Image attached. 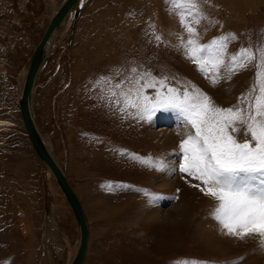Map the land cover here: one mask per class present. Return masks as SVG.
<instances>
[{
    "label": "rangeland",
    "instance_id": "rangeland-1",
    "mask_svg": "<svg viewBox=\"0 0 264 264\" xmlns=\"http://www.w3.org/2000/svg\"><path fill=\"white\" fill-rule=\"evenodd\" d=\"M167 1L83 0L73 32V19L68 18L35 81L36 122L80 198L89 225V246L81 264H175L181 259L264 264L258 238L240 240L212 231L211 209L217 202L193 186L198 181L178 171L172 189L158 184L170 158L179 166L183 162L180 142L194 131L179 114L158 110L150 120L140 119L136 109L121 112L108 99L110 85L102 77L111 85L124 82L126 91L130 79L147 74L146 80L157 84L143 89L150 98L168 87L199 89L223 108L237 105L254 84V63L230 78L211 65L207 76L201 72L182 46L189 34ZM62 2L27 0L16 10L17 0H0V264H70L78 246L72 210L33 151L18 105L30 55L54 7ZM198 10L205 17L210 7L199 1L191 15L184 10L188 22ZM252 12L239 22V41L226 34V62L241 48L264 45V4ZM157 33L178 42L157 41ZM196 40L209 43L198 35ZM214 76L224 78L213 85ZM168 137L176 140V147L164 143ZM67 139L71 151L64 148ZM97 166L104 173H97ZM95 196L102 208L90 210ZM145 197L155 206L143 213ZM157 204L160 216L148 217ZM209 234L217 235L212 240L220 244Z\"/></svg>",
    "mask_w": 264,
    "mask_h": 264
},
{
    "label": "snow or ice",
    "instance_id": "snow-or-ice-1",
    "mask_svg": "<svg viewBox=\"0 0 264 264\" xmlns=\"http://www.w3.org/2000/svg\"><path fill=\"white\" fill-rule=\"evenodd\" d=\"M173 11L180 16V23L189 34L186 44L182 42L189 58L193 59L206 76L212 70L223 69L230 78L232 74L247 69L254 63L255 82L240 102L223 108L214 105L211 98L195 89L178 91L168 87L153 98L144 95L143 89L155 88L156 82H148L147 74L130 79L132 85L126 91L124 82L109 84L108 99L121 112L136 109L140 119H151L158 110H174L191 131L179 145L183 162L178 171L198 181L197 187L205 196L217 203L211 215L224 234L244 240L256 237L264 247V45L241 48L228 55L229 36L213 39L208 44H197L195 24L199 18L187 21L185 11L197 8L196 0H168ZM235 39V37H231ZM157 41L161 36L155 37ZM137 73L136 68L131 69ZM224 77H211L213 85ZM164 88L163 82H159ZM137 85H139L137 87ZM243 258H241L242 260ZM175 264H207L194 259H181ZM226 264H240L239 261Z\"/></svg>",
    "mask_w": 264,
    "mask_h": 264
},
{
    "label": "bare ground",
    "instance_id": "bare-ground-1",
    "mask_svg": "<svg viewBox=\"0 0 264 264\" xmlns=\"http://www.w3.org/2000/svg\"><path fill=\"white\" fill-rule=\"evenodd\" d=\"M66 1V0H63V2ZM83 0H74L72 2V4L69 6L66 14L64 16L61 17V19L59 20V23L57 25V27H55V29L53 30L52 34H51V37L49 38V40L46 42L45 44V50H46V54L43 58V61L41 62L34 78H33V83H32V86H31V92H30V101H29V106H30V113H31V117L33 119V122L38 130V133L47 149V151L51 154V156L53 157V159L55 160V162L57 163V165L59 166V168L61 169V171L63 172L66 180H67V183L68 185L70 186V188L74 191V189L72 188L69 180L67 179L66 177V174L64 173L61 165L59 164L56 156H55V153L53 152V148L51 146V144L47 141V139L44 138V136L41 134V130H40V127L38 126L37 122H36V117H35V113L33 111V107H34V86H35V81H36V78H37V75L39 73V71L41 70L43 64L45 63L46 61V58L47 56L49 55V53L51 52V45L53 44V41L55 40V35H57L58 31H59V28L60 26L64 23V21L68 18H71L73 19L72 20V23H71V28H70V33L73 32L72 29L74 28L75 26V23H76V20L80 17V14H81V8H82V2ZM159 1V0H158ZM200 2H203L205 3L207 6L210 7V11H207L205 12L206 15L205 17L203 16V13L200 12L201 10H198V12L195 14L194 18H199L200 19V23L199 24H196L195 27L197 28V35L198 37L203 40H207V42H211L213 40V37L216 38H219V37H222V36H226L229 35V34H232L234 37H235V40L234 41H239V32H240V29H239V22L240 21H245V17H246V14L249 13V12H252L254 11L259 5H263L264 4V0H196L197 3ZM62 2V4H63ZM168 3V1H167ZM62 4L58 7H54L53 9V14H52V17L55 15L56 11L62 6ZM81 4V6H80ZM162 4V3H161ZM155 5V4H154ZM166 5V3H165ZM171 5V4H170ZM167 6V5H166ZM169 6V5H168ZM167 6V7H168ZM205 6V5H204ZM164 8V7H163ZM200 8V7H198ZM207 8V7H206ZM214 12H212V11ZM247 12V13H246ZM253 13V12H252ZM74 15V16H73ZM163 15V14H162ZM144 16H146L144 14ZM156 16V15H155ZM158 17V16H157ZM146 19V18H145ZM156 20V19H155ZM50 22V21H49ZM157 22V21H156ZM221 29H224V32L225 34H221L220 35V31ZM187 33V32H186ZM157 35L161 36V39L162 41H165L167 42L168 44H174L176 42H178V40L176 38H171V37H168L166 38V36L164 37L161 33H157ZM197 38V36H196ZM204 44V43H203ZM236 47V45H234ZM230 48V47H229ZM232 48V47H231ZM230 51V50H229ZM181 57V56H180ZM184 57V56H183ZM30 59V58H29ZM28 63H29V60H28ZM27 67H28V64H27ZM27 67H26V70L24 71L23 73V76H22V79H21V84H20V93H19V99H20V96H21V93H22V87H23V83H24V76L26 74V71H27ZM185 125V124H184ZM186 128L189 129V126L185 125ZM162 130L164 129H160L158 132H163ZM190 130V129H189ZM191 131V130H190ZM151 133V132H150ZM156 137H158L159 135L155 134ZM168 136V135H167ZM164 137V135H163ZM184 137V136H183ZM182 137V138H183ZM160 138V137H159ZM173 138V137H172ZM170 137L168 138H165L164 140V143L166 142L168 144V147L169 148H173V147H176L177 146V142L176 140H170L172 139ZM29 139V138H28ZM155 139V138H154ZM65 140V139H64ZM70 140V139H69ZM30 141V140H29ZM161 141V140H160ZM57 144V142H56ZM161 144V143H159ZM163 145V143H162ZM67 146V148L69 149V151H71V148L72 146L68 143V139L67 141L64 142V148ZM161 146V145H160ZM66 148V149H67ZM68 149L66 150L67 153H68ZM97 153V152H96ZM102 153V152H101ZM110 152H105L104 155H109ZM36 154V153H35ZM66 154V153H65ZM100 154V153H98ZM101 155V154H100ZM67 156V155H66ZM99 156V155H98ZM71 157V155H70ZM96 157V155H95ZM104 157V156H103ZM67 159V158H66ZM113 159V158H112ZM40 160V159H39ZM69 161V160H68ZM40 162L46 166V168L48 169V172L50 173L51 176L54 177L53 173L51 172V170L49 169V167L46 165V163H44L43 161L40 160ZM76 162V161H74ZM112 162V161H111ZM99 163V162H97ZM178 164L177 162L175 161V157H172L170 158L169 160V166L167 167V169L165 170V172L161 173V175L158 176L157 178V181H158V184L160 185V187L162 186H167L168 188L172 189V184H173V179L172 177L177 175V172H178ZM97 173H104L103 169L101 168V166H97ZM81 171V170H80ZM81 174V172H80ZM83 176V175H82ZM86 177V176H85ZM55 179V177H54ZM56 181V180H55ZM158 185V186H159ZM81 187V185H80ZM94 188V187H93ZM60 189V188H59ZM61 190V189H60ZM86 190V189H85ZM131 190V189H130ZM96 191V190H94ZM134 191V190H133ZM86 192V191H85ZM62 193V191H61ZM76 197L78 198L79 200V203L81 205V208H82V211H83V214H84V218H85V223L87 225V246H86V250H85V253L88 249V246H89V234H90V230H89V225H88V222H87V219H86V214H85V211H84V206L82 204V202L80 201V198L78 197V195L76 194V192L74 191ZM92 193V192H91ZM98 193V192H96ZM130 193V192H129ZM91 195H96V194H91ZM90 195V196H91ZM99 195V193H98ZM146 195V194H145ZM62 196L63 198L65 199L66 202L67 199L65 198L64 194L62 193ZM89 196V195H87ZM84 198V197H83ZM97 200H100V197H96L95 196V199H94V202H92V205L90 207V210L91 208H93L94 210H97L96 208H102L100 207V204L99 202H97ZM153 200L152 198L150 197H145L144 199V206L142 208V211L143 213L145 212L144 211V208H148L149 206L154 205V203H152ZM164 201H162L161 203H163ZM130 203H132L130 201ZM157 203H159V201H157ZM69 204V202H68ZM129 204V202H128ZM160 204V203H159ZM159 204L156 205L155 209L153 211L150 212V215L147 216L148 217H159L160 216V209H159ZM213 205V204H212ZM70 208H71V205L69 204ZM136 206H139V205H135ZM114 208V207H113ZM132 208V207H131ZM140 209V207H138ZM153 208V207H151ZM139 209H135V210H139ZM72 210V208H71ZM134 210V211H135ZM136 212V211H135ZM141 212V211H140ZM72 213H73V210H72ZM148 213V212H147ZM98 214V213H97ZM145 215V214H144ZM74 216V214H73ZM138 216V215H137ZM162 216V215H161ZM75 219V217H74ZM156 219V218H155ZM76 222V220H75ZM213 224V228H212V231L214 232L215 230L220 233L222 230L220 228V225L218 224L217 221H215V219L213 218L212 221ZM76 225H77V232H78V238H79V226L76 222ZM215 235V234H214ZM211 235L209 234V239H213V238H216L217 235ZM212 242H216L220 244V241L219 239L214 241L212 240ZM78 245H79V240H78ZM77 249H78V246H77ZM77 252V250H76ZM76 252L74 254V257L76 255ZM85 255V254H84ZM73 257V258H74ZM72 258V260H73ZM71 260V262H72ZM70 262V263H71Z\"/></svg>",
    "mask_w": 264,
    "mask_h": 264
},
{
    "label": "water",
    "instance_id": "water-1",
    "mask_svg": "<svg viewBox=\"0 0 264 264\" xmlns=\"http://www.w3.org/2000/svg\"><path fill=\"white\" fill-rule=\"evenodd\" d=\"M74 0H66L63 2L62 6L56 11L55 15L51 18L49 24L47 25L46 29L44 30L38 44L32 51L27 67L26 74L24 76V83L22 87V93L19 99V112L21 115V119L26 131V134L30 140L31 146L33 148V151L36 153L37 157L46 163V165L49 167L51 172L53 173L56 183L58 184L59 188L61 189L62 193L64 194L65 198L71 205V208L73 210V214L75 217V220L79 226V245L76 252L75 257L73 258L72 262L70 264H81L84 258L86 246H87V225L85 223L84 214L81 208V205L79 203L78 198L76 197L74 191L70 188V186L67 183V180L51 156V154L47 151L39 133L38 130L33 122V119L31 117L30 113V92H31V86L33 83V78L43 61V58L45 56V44L51 37V34L55 27H57L59 20L62 16H64L69 8V6L72 4Z\"/></svg>",
    "mask_w": 264,
    "mask_h": 264
},
{
    "label": "crops",
    "instance_id": "crops-1",
    "mask_svg": "<svg viewBox=\"0 0 264 264\" xmlns=\"http://www.w3.org/2000/svg\"><path fill=\"white\" fill-rule=\"evenodd\" d=\"M27 2V0H17V3L16 4V10H17V7H19L20 9L24 7V4ZM32 2V1H31ZM52 18V17H51ZM51 20V19H50ZM66 21V20H65ZM64 21V22H65ZM63 25V24H62Z\"/></svg>",
    "mask_w": 264,
    "mask_h": 264
}]
</instances>
